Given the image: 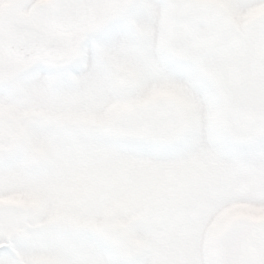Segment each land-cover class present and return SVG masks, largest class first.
Returning a JSON list of instances; mask_svg holds the SVG:
<instances>
[{"label":"snow or ice","instance_id":"obj_1","mask_svg":"<svg viewBox=\"0 0 264 264\" xmlns=\"http://www.w3.org/2000/svg\"><path fill=\"white\" fill-rule=\"evenodd\" d=\"M0 264H264V0H0Z\"/></svg>","mask_w":264,"mask_h":264}]
</instances>
